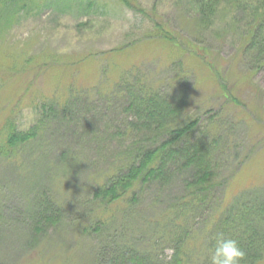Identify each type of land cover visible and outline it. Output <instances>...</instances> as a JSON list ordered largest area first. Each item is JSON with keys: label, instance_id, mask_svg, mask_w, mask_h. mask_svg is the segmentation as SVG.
<instances>
[{"label": "rangeland", "instance_id": "rangeland-1", "mask_svg": "<svg viewBox=\"0 0 264 264\" xmlns=\"http://www.w3.org/2000/svg\"><path fill=\"white\" fill-rule=\"evenodd\" d=\"M134 1L129 8L120 0H84L62 11L68 6L59 0H24V9L7 3L6 15L0 12V133L8 119L20 130L43 114L50 121L37 138L0 156V264H96L107 233L148 259L147 253L171 257L172 243L157 241L148 222L162 214L163 198L180 195L178 185L162 197L164 191L145 184L139 203L123 213L104 212L92 192L104 182L105 167L119 163L138 137L150 136L125 114L116 93L126 81H139L170 99L183 88L175 82L181 66L192 83L187 114L206 120L221 111L229 140L220 173L232 179L217 183L214 197L224 205L251 190L264 196V66L259 56L240 52L235 30L245 24L222 11L203 27L189 0ZM7 13L14 17L6 20ZM224 89L239 102H228ZM68 99L79 109L73 118L61 113ZM45 200L59 207V219L37 232L35 206ZM198 217L191 262L208 254V223Z\"/></svg>", "mask_w": 264, "mask_h": 264}, {"label": "trees", "instance_id": "trees-1", "mask_svg": "<svg viewBox=\"0 0 264 264\" xmlns=\"http://www.w3.org/2000/svg\"><path fill=\"white\" fill-rule=\"evenodd\" d=\"M23 1L0 0V12L6 15L7 3H11L13 11H20ZM71 1L59 0L61 7L65 4L68 6L62 11H66L71 5L79 7L84 2ZM133 1L120 0L129 8L136 7ZM189 3L194 7L198 22L203 27L215 20L222 11L232 15L233 23L243 22L244 27L235 30L239 35L240 52L242 55L259 56V67L264 66V0H189ZM92 4L90 1L88 6ZM7 15L9 17L6 20L14 17L12 13ZM171 35L168 39L173 42L176 34ZM197 46L195 45V50L200 51L202 46ZM181 68L175 82L177 85L182 84L183 88L180 94L178 91L170 99L159 92L160 88L141 86L139 81H126L125 88L116 93L121 97L118 99L123 102L125 114L135 116L141 123L140 131H146L150 136L138 137L130 151L122 154L124 157L119 163L115 158L112 162L114 164L105 167L102 170L106 175L104 182L92 192V198L100 202L104 212L114 209L123 213L139 203L138 197L142 195L140 191L145 184L164 191L162 197L167 194L170 184L178 185L180 195L176 198L172 196V200L163 198L166 206L162 214L159 213L158 218L152 217L154 220L148 222L158 235L157 241L165 239L172 243L173 254L168 260L160 261L152 253H147L151 257L148 259L145 257L146 251L141 253L131 242H120L107 233L102 235L104 240L96 252V264H209L211 250L215 245L214 237L218 233L239 242L246 253L242 264H262L264 261L263 193L251 190L224 205L223 197L218 200L217 196L214 197L212 191L217 183L225 186L232 179L231 176L220 173L223 161L221 154L229 140L222 134L224 123L219 119L221 111L208 115L206 120L187 114L192 83L183 75ZM182 80L186 82L183 83ZM230 95L224 89L222 96L228 102H239ZM69 99L61 113L63 117L73 118L75 111L79 109L72 106ZM43 116L46 115L40 116L39 123L26 130L18 129L8 119L0 133V156H11L18 146L37 138L39 132L44 130L40 126L46 127L50 122H45ZM111 123L110 120L107 129ZM132 124L135 123L131 122L128 126L133 127ZM115 132L119 135V130L116 129ZM58 213L59 207L53 202L38 201L35 206L34 230L40 232L45 225L58 223ZM199 213L208 223L203 239L208 254L204 259L197 258L191 262L188 247L196 234L194 222L199 219ZM101 222L105 224L106 220Z\"/></svg>", "mask_w": 264, "mask_h": 264}, {"label": "clouds", "instance_id": "clouds-1", "mask_svg": "<svg viewBox=\"0 0 264 264\" xmlns=\"http://www.w3.org/2000/svg\"><path fill=\"white\" fill-rule=\"evenodd\" d=\"M214 239L209 264H242L246 253L237 240L228 238L223 233L216 234Z\"/></svg>", "mask_w": 264, "mask_h": 264}]
</instances>
